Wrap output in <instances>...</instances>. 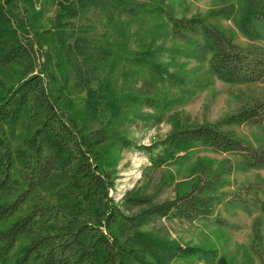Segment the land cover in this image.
Wrapping results in <instances>:
<instances>
[{"label":"trees","instance_id":"trees-1","mask_svg":"<svg viewBox=\"0 0 264 264\" xmlns=\"http://www.w3.org/2000/svg\"><path fill=\"white\" fill-rule=\"evenodd\" d=\"M97 2L81 0L86 6ZM121 10L132 18L138 12L162 18L164 35L203 54L204 61L210 56L209 76L231 84H264V0H230L212 13L232 22L233 30L205 18H178L160 4L134 2L123 4ZM3 31L0 64L30 65L33 48L18 44L5 26ZM236 34L249 44L238 45ZM46 64L40 73L28 76L30 68L17 86L0 94V264H174L193 259L225 264L214 248L184 247L143 228L161 219L194 222L212 216L225 202V176L237 164L225 160L215 171L203 168L197 185L175 199L158 203L129 193L118 205L110 197L115 178L107 169L112 164L107 147L127 149L132 142L106 127L90 128L69 117L62 96L54 92L58 71L50 55ZM143 65L152 82L179 79L148 57ZM97 94L90 91L92 102L102 98L99 94L96 99ZM151 100L144 98L142 104L152 107ZM244 125L264 133V99L244 105L217 124L181 128L141 149L154 168L174 165L183 159L182 153L203 147L235 155L238 166L246 170H264V144L253 147L224 129ZM18 127L27 136L13 148L11 135ZM259 193L264 196V178L254 192L256 207L264 213Z\"/></svg>","mask_w":264,"mask_h":264},{"label":"rangeland","instance_id":"rangeland-1","mask_svg":"<svg viewBox=\"0 0 264 264\" xmlns=\"http://www.w3.org/2000/svg\"><path fill=\"white\" fill-rule=\"evenodd\" d=\"M227 1L98 0L86 6L81 0H0V39L5 26L18 44L34 50L30 65L0 64V94L17 86L30 68L28 76L40 73L50 55L58 71L54 92L62 96L68 116L90 128L106 127L133 144L127 149L107 147L112 161L107 169L115 178L110 197L118 205L129 193L158 203L175 199L197 185L203 168L215 171L223 161L231 160L237 165L231 175L225 176L227 184L221 189L225 202L212 216L194 222L156 220L143 231L184 247L214 248L225 264H264V213L256 207L258 198L254 197L264 170H246L238 166L235 155L217 154L203 147L182 153L183 159L174 165L154 168L141 149L159 143L175 130L219 123L244 105L264 99V84H231L209 76L210 56L204 61L203 54L164 35L162 18L142 12L132 18L121 10L123 4L127 7L134 2L160 4L178 18H205L233 30L232 22L212 16ZM235 42L243 47L249 44L239 34ZM53 48L60 50L56 53ZM146 57L164 65L179 79L152 82L143 65ZM90 91L103 96L97 99V94L92 102ZM148 97L152 107L142 104ZM224 129L253 147L264 144V133L257 127ZM26 136L24 129L16 128L11 135L13 148ZM259 198L264 201L260 193ZM174 264L206 263L193 259Z\"/></svg>","mask_w":264,"mask_h":264}]
</instances>
